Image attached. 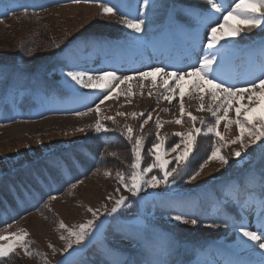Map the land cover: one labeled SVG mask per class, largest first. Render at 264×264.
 Instances as JSON below:
<instances>
[{
	"label": "rangeland",
	"instance_id": "1",
	"mask_svg": "<svg viewBox=\"0 0 264 264\" xmlns=\"http://www.w3.org/2000/svg\"><path fill=\"white\" fill-rule=\"evenodd\" d=\"M108 2L110 6L115 5L120 10L117 15H101L98 0H80V2H75V0H46L43 5L47 6L45 12L32 17L27 14H18L15 11L22 9V7L35 5L36 0H0V21H3L0 23V176L5 172L6 175L10 176L8 180L0 181V224H6L0 228V235L26 232L28 235L25 240L30 242L31 251L43 254L42 256H26L23 250L17 248L13 257L5 259L2 264H44V259L48 261V264H60L61 261H64L65 264H153L155 261L162 260H165L164 264H193L199 263L198 258L200 256L203 257L205 254L207 256L209 253L207 252L208 244L212 240L230 246L233 251L236 250L239 254L248 253L247 255H251L250 250L239 245L236 240L237 232L231 223L224 226L225 230H220L206 225H192L190 222L184 223L173 219L177 214H184L189 221L197 216L198 223H201L215 218L221 205L226 204L229 207H237L249 230H257L255 204L250 209L241 211L232 202L231 196L225 194L231 192L237 183L244 184L246 174L252 172L256 173L255 178H250L253 183L251 191L254 195L257 191L260 192L258 180L260 174L264 172V143L258 141L256 145L244 149L241 152V157H234L232 153L241 150L240 143H229L240 135L235 123H232L228 130H225L224 121H221L218 128V131L224 136L223 143L226 145L221 149V153L227 156L229 164L222 165L218 160L208 161L195 180H189L188 176L192 171L198 169L200 164L195 167H189L188 164L186 174L183 178H178L176 184L171 188H165L163 185L156 189L147 188L137 197H133L130 192L126 191L119 184L116 172L121 171L130 174L129 166L133 159L132 151L131 153H122L120 158L114 161L116 164L113 163L110 167L94 168L83 176H77L73 184L75 187L71 186L67 190L65 187L61 194H55L47 186L41 188L40 183H36V181L34 185L30 186L31 188L26 189L27 191L22 188L29 170L33 167L37 170L36 165L43 159L42 157L50 151L56 153L87 135H92L97 119L108 130H117L120 134L126 125L133 129L135 135L141 136L150 127L151 129L147 130L144 137L146 141L151 140L153 144L157 142L155 124L159 118L162 125L159 133L165 139L164 149L167 151L175 144H180V148L176 152L168 151L164 157L171 161L170 168L176 167L174 158L183 150L184 145L181 143L182 137L175 136L173 133H187L192 125L186 119H183L181 124L165 123L178 119L173 115L170 117L171 105L161 109L156 106L135 104V102L134 104L123 102L119 104L116 98L115 103L110 101L107 106L100 107V113L97 116L95 111L88 112V109H95L96 105L100 103H90L87 98L80 97L77 98V106L70 107L68 104L70 99H73L71 92L87 90L79 85L72 86L69 80L65 78L64 73L71 70L69 62L75 57L63 61L60 56L63 54L69 58L72 53L76 52L77 54L78 51L76 50L80 47L76 42L67 44L68 39L77 41L87 38L91 32L90 29L94 28L93 31L105 35L120 36L125 40L131 39L138 43L141 42L140 39L133 38L136 33L121 23L120 13H126L129 17H139L142 13L141 5L144 4V0H108ZM175 9L193 16L196 24L199 23L198 17L205 13L199 12L189 5L188 8L177 6ZM170 24H175L174 28L177 31L174 32L175 30L171 29L172 32H167L168 26L169 28L171 26L163 23L159 26L162 34L176 36L185 29L182 23L171 22ZM47 26L53 27L51 33L49 36L40 38V29ZM238 26H242L241 23ZM179 29L182 30L179 31ZM258 29H253L251 32H258ZM199 31L205 34L206 30L199 29ZM246 36H248L247 32L241 34V37L245 38ZM239 38H237L236 44L241 49V44L244 43L239 42ZM250 41L248 40L246 43ZM94 42L92 38H89L88 41L84 40L83 46L91 48ZM71 49L74 52L70 51ZM239 49L230 47L221 53L222 56L225 52L234 53L231 56V64L222 70L225 77L234 78L233 84L245 81L235 74V70L239 69L240 62L255 55L249 53L238 55L236 52ZM260 50L257 48L255 51L260 52ZM82 56L85 55L82 53ZM228 68L229 71H226L225 69ZM43 80L47 81L48 85H44L43 82L45 81ZM7 83H9L8 88L4 87ZM53 84L57 86L58 90L67 91L63 103L54 107L60 110H53L52 108L48 110V107L54 103H61L63 100L57 91L51 88ZM246 94L247 97L253 96V93L250 92H246ZM65 99L67 100L65 101ZM253 99L255 100L256 97L253 96ZM240 101L243 105L245 104L244 106L247 105L246 107H253L254 105L252 101L249 102L248 98L246 101L244 100L245 102ZM238 105L236 102L234 103L232 114L228 113L227 116L229 120L237 118L234 110ZM23 106H25V110L22 109ZM76 112H86L87 114L78 116L75 114ZM118 113L124 115H118ZM132 113L137 115L133 117ZM141 113H144V116H141ZM148 113H151V119L144 124L143 129H140L139 126L144 119H147ZM201 115L197 116L198 120L195 127L206 129L207 125L202 126L199 123L200 117L214 123V117L210 113L207 114L206 112ZM219 115L223 116L224 113ZM244 115L245 112L242 110L239 118L243 119ZM257 127H259L258 123ZM77 129H83V131ZM123 137L125 136L123 135ZM196 139L201 144L199 147L207 151L204 156V161H206L212 151V148H207L206 145L209 142L211 144L212 141L209 138L206 142L207 138H202V136H197ZM216 139L215 137L214 140ZM242 139L245 143H249L251 138L246 133ZM168 141L170 142L168 143ZM203 142L206 145H202ZM128 144L131 145L129 141ZM216 146L220 147V144ZM105 150L109 153L115 152V150ZM145 153L149 155L147 150L143 148L142 155H146ZM37 157L41 158L36 163L33 162ZM119 163L120 166H118ZM148 164L151 163L144 161L142 167H147ZM37 168L39 169L37 181H40L43 179L46 168L39 166ZM106 170L110 172V175L104 174ZM13 174H16L17 178L13 177ZM53 175L60 183L66 178L70 181L73 179L71 172L65 167L59 169L58 172L55 171ZM222 179L225 181L218 182ZM193 187L197 188L194 190L193 196L185 195L186 192L180 193ZM44 190L50 192L51 197L54 196L55 199L49 198L39 211L25 212V207L28 204L22 203L14 209L19 212L18 214L12 216L9 221L1 222L8 219L7 213L4 212L6 207L1 201H7L10 197L14 199L17 192L19 193L17 197L21 199L24 194L29 193L35 196L34 191L43 192ZM121 195L127 198L126 204L119 209L117 214L108 216L107 211L111 210ZM255 196L258 197V195ZM246 198V194L242 193L241 200ZM89 207L98 210L99 219L96 223L100 224L103 221V228L101 231L95 232L84 244L73 245L72 249L64 252L65 241L61 240L60 237L61 235L67 236L68 233L59 228V222H63L67 228L79 226L92 219V214L87 211ZM129 221L132 223L129 224ZM227 221L229 222V218ZM240 221L241 218L236 224ZM121 233L134 238L122 239ZM177 233L181 235V238L175 239ZM204 239H210L204 248L194 246L196 243H192ZM7 242L0 241V243ZM53 248L55 252H53ZM238 257L237 260H239ZM254 257L259 258V255H254ZM244 260L247 264H251L249 259V262L246 261L247 258Z\"/></svg>",
	"mask_w": 264,
	"mask_h": 264
},
{
	"label": "snow or ice",
	"instance_id": "2",
	"mask_svg": "<svg viewBox=\"0 0 264 264\" xmlns=\"http://www.w3.org/2000/svg\"><path fill=\"white\" fill-rule=\"evenodd\" d=\"M75 2H80V0H75ZM206 3L210 6V10L206 11L202 16L198 17L199 28L205 29L206 43H203V55L198 56L197 59L186 65L184 68H176L172 71L167 70L163 66L151 67L148 70L140 71L136 75L140 79H145L151 77L155 74H161V78L164 79L165 91H171L173 94L165 96L164 99L171 103L175 99V93L177 89H180V113L181 119H176L174 121H167L165 123H176L181 124L183 122V117L187 116V121L191 123L192 127L187 133H173V135L182 137L181 143L184 148L175 156L176 167H169L171 161L165 159L168 151L176 152L180 148V144H175L171 149L167 151L164 149L165 139L161 137L159 129L161 128V123L159 118H157L155 127L157 130L156 143H153L152 148L148 149L149 155L154 159V162L148 164L147 167H142V150L144 147V136L135 135L133 129L130 126H125L122 131L129 143H131L132 148V163L130 164L131 172L126 174L121 171L116 172V178L119 184L128 192L131 193L133 197H137L142 191L147 188L156 189L163 185L165 188H171L176 184L178 178H183L187 172L189 161V154L193 151L194 143L197 136L213 135L217 139L213 141L211 154L208 159L199 165V168L192 171L188 176L189 180H195L200 172L203 170L208 161L218 160L222 165H228L229 160L227 156L221 153V149L226 145L223 143L224 136L218 131L221 121H224V128L228 130L232 123H235L239 129L240 135L235 139L231 140L229 143L236 144L240 143L241 150L234 151L232 155L234 157H241V152L249 148L251 145H256L258 141L264 143V41H261V58L258 68V75L254 79L248 81L245 86L238 87L236 84L228 83L221 78L220 70L223 64L222 51L229 49L237 43V38L241 37L244 32H251L253 29L264 28V0H206ZM150 0H144V7L149 6ZM98 6L101 9V15H117L120 10L115 6L109 4L108 0H98ZM146 16V13L143 12ZM231 19H238L242 26H238L230 23ZM121 23L132 32L137 35L133 37L139 40L141 34L144 31V26L146 24V19L139 17H129L126 13H120ZM3 21H0L2 23ZM199 30L196 33V37L200 36ZM195 40V37H194ZM193 53L198 51L195 43L192 48ZM64 75L70 78L76 85L81 88L92 89L103 94L107 92L103 99L100 100V104L104 103L111 97L114 91L113 82L120 81L121 83L133 79V76H123L120 77L116 74V71H99L97 74H92L87 70H69ZM191 78V90L194 93H199V99L201 101L198 111H207L211 113L214 117V123H210L205 120L204 117L199 118V123L204 126L207 125L206 129L204 127L197 128L195 124L198 120L196 116H193L191 112L185 113L183 96L184 92L181 88V81L185 78ZM169 81H174L175 86L169 84ZM258 90V91H257ZM246 92L253 93L256 97L253 100V96H249L248 100L253 103H259L261 108L259 113L257 109L253 107L244 108L245 115L243 119H240L241 110L243 105L235 108L237 119L229 120L227 118L228 112L232 107L233 101L239 104L240 98ZM205 93L207 94L210 101H219L216 107L213 108L211 103L207 106L203 103ZM95 111L97 116L100 113L99 104L96 105L95 109L89 108L88 112ZM223 111L224 115L221 116L219 113ZM78 116L86 115V112H76ZM118 115H124L123 113H118ZM133 117L137 114L132 113ZM144 116V113L140 114ZM109 119H112L109 117ZM151 119V113H148L147 119H144L140 124V129H143L144 124L148 123ZM114 122V121H113ZM257 123L259 127H257ZM108 131L102 124V122L97 119L95 124V131L101 132ZM78 131H83V129H77ZM250 136L249 143H245L242 137L245 134ZM134 141V142H133ZM220 144V147L216 145ZM111 155H117L116 153H111ZM158 168L160 175H150L154 169ZM104 174L110 175L109 171H105ZM254 173L246 174L245 183H237L231 192L225 195L231 196L232 202L235 203L241 211L245 209H250L253 204H255V210L257 211L256 228L257 230H249L247 224L243 222V217L241 221L234 225V230L237 232V239L239 243L245 248L252 252H256L259 249L258 255L260 257L259 264H264V172L259 176V196H255L251 189L253 187L252 180L250 178L254 177ZM171 178V179H170ZM75 187V185H73ZM119 191V189H117ZM246 194L247 198L243 201L241 200V194ZM111 198V197H109ZM50 199H55L54 196ZM127 198L123 195L116 200L114 206L110 211H107L108 216H113L117 214L119 209L126 204ZM88 212L92 214V219L87 220L85 223L75 226L74 228H67L63 222H59V228L64 229L68 235H61L60 239L65 241L64 252H68L69 249L73 248V245H82L86 240H88L95 232L101 231L104 226V222L101 221L97 224L96 221L99 219L98 210L92 208L87 209ZM174 220L191 223L196 225L198 220L192 218L190 221L185 218L184 214H177L173 217ZM129 224L132 222L129 221ZM215 225H208V227H214ZM28 234L21 231L20 233H11L10 235H0V241H8L7 243H0V264L5 259H11L16 253L17 248L23 250L26 256H42L41 253H33L29 247L30 242L25 240ZM121 238L133 239L134 237L129 236L125 233H121ZM49 247H52L49 245ZM53 252L55 249L53 248ZM44 264H48V261L44 259ZM60 264H65L61 261ZM153 264H164L163 261H155Z\"/></svg>",
	"mask_w": 264,
	"mask_h": 264
},
{
	"label": "bare ground",
	"instance_id": "3",
	"mask_svg": "<svg viewBox=\"0 0 264 264\" xmlns=\"http://www.w3.org/2000/svg\"><path fill=\"white\" fill-rule=\"evenodd\" d=\"M230 23L239 25L241 22L238 19H231ZM197 31L198 30L196 29H191L189 31H183L180 33V35H176V36L161 33L157 38L152 40V42L149 43L147 46L139 45L140 47L137 46L136 49L135 47L129 46L128 49H126V51L119 48V44L121 43V41H118L119 44H111V42H108L104 45L95 46V49L93 51H90L89 54L84 53L85 56H82V53H79L80 56H78L76 52L72 53L71 57L66 58L67 59L66 61H68L70 58L75 57L74 60H71L69 62V65L71 66V67L69 66V68H71V70H87L94 75L101 70L103 71L115 70L116 74L120 77L123 76L134 77L133 79L123 83H121L120 81H114L113 82L114 91L112 92L111 97L107 100H104L103 104H99L100 107L107 106L110 101L112 103H115L116 98H117V103L119 104L121 102L134 104L135 102V104L138 103L141 105L156 106V107H160L161 109H165V106L168 107V105H171V109L169 110L170 117L171 115H173L176 116L178 119H181L180 89H177L175 93V99L171 103H169L167 100L164 99V97L168 95H172L173 93L171 91H165V88L163 86L164 79H167V77H164L162 79L161 74H155L151 77L142 80L136 74L140 71L148 70L151 67L163 66L167 70L172 71L176 68H184L186 65L193 63L198 56L203 55V49L201 48L203 44L201 43L203 42L206 43L205 34L199 31L201 34L199 37H196ZM261 41H264V35H262L257 40H251L249 43L241 44L242 45L241 49L237 47V44L232 46V48L234 49L235 48L239 49L236 52L238 55L240 54L242 55L244 53H249L250 55L255 54L254 56L252 55L251 57L244 59L242 62H240V65L238 66L239 69L237 68L238 70H235V74H237L240 78L245 79V81H241V83H234L238 87L244 86L248 81L254 79L255 76L258 75L261 50L260 52L255 50L257 49L256 46H259L261 44ZM75 42L76 40H73V43ZM194 43L198 48V51L196 53H193L192 51ZM138 49H141L142 51H139ZM70 51L74 52L73 49H71ZM76 51H80V49ZM232 54L234 53L230 54L228 52H225V54L223 55V64L220 70L221 78L228 83H232L234 78L232 79L229 77H225V75L222 73V70H224V68L228 67L231 64ZM225 70L229 71V68ZM66 80H69V83L72 86L74 85L77 86L73 81L70 80V78H67ZM45 82L48 83L47 81ZM180 83H181V88L184 92L183 104H184L185 113L191 112L192 115L196 117L200 116L202 113H206L207 111L197 110L200 107L201 101L199 99V93H194L191 90V78L185 77ZM169 84L172 85L173 87L175 86L174 81H169ZM52 89L57 91L58 95L62 93V95L65 96L67 92V91L65 92L64 90H58L57 86L54 84L52 85ZM105 95H108V93L104 92L103 94H101L100 92L92 89H87L85 91H76V92L73 91L71 92V97L73 99H70L68 104L70 107L77 106L78 104L76 103V101L77 98L80 97H83L85 99L87 98V100L90 103H95V102L100 103V100L103 99ZM246 95L247 94L244 93L242 98H240V100L246 101V98H248ZM61 99H63L61 103H54V105L48 107V110L51 108L53 110H57L58 108L55 109L54 107L57 104L63 103L64 98ZM66 100L67 99H65V101ZM203 103L205 104V106L211 103L212 107L215 108L216 104L219 103V101H210L207 94L205 93ZM234 103L235 101H233L232 107L228 113L232 114ZM241 105L243 104L240 101L238 107H240ZM244 105L242 110L247 106ZM253 108H256L257 113H259L261 106L257 102L254 103ZM208 113L209 112H207V114ZM219 114H223V111H221ZM183 119L187 120V116L183 117ZM249 219H251V217H249ZM207 240L209 241L210 239ZM236 240L238 241V239ZM239 245L241 244L239 243ZM208 248L209 249H207L208 250L207 252L209 253H207V256L206 254L203 255V257L200 256L198 258L199 263H193V264H247V262H245L244 260L245 258H247L246 261H248L249 259V261H251L250 262L251 264L252 263L259 264L260 261V257L259 258L254 257V255L255 256L258 255L259 252L258 248L255 253L251 251L252 252L251 255H247L248 253L239 254V252H236V250H234L235 251L234 252L232 248H230V246L222 245V243H220L219 241H214V240H212V242L208 244ZM237 257L239 260H237Z\"/></svg>",
	"mask_w": 264,
	"mask_h": 264
},
{
	"label": "trees",
	"instance_id": "4",
	"mask_svg": "<svg viewBox=\"0 0 264 264\" xmlns=\"http://www.w3.org/2000/svg\"><path fill=\"white\" fill-rule=\"evenodd\" d=\"M45 10H46V8L41 9V10L19 11L17 13L18 14L19 13L20 14H27V15H30L32 17H36L38 15L43 14L45 12ZM9 16H12V15H9ZM52 28L53 27H51V26L41 28L39 31L40 32L39 37L42 38L43 36H49ZM93 29L94 28L90 29L91 32L89 35L105 36V34L96 32L95 30L93 31ZM150 129H151L150 127L148 129H146L144 131V133H142V136H144L146 134L147 130H150ZM199 136H202V138H207L206 142H208V140L210 138L211 139L210 141H212L211 144L209 142L210 145L209 144L206 145L204 142L202 143V145L205 144L207 146V148L208 147L212 148L215 136L210 135L208 137V135H204V134L199 135ZM169 142L170 141H168V143ZM152 145L153 144H152L151 140L146 141V139H144V147L143 148H145L147 150V152H148V149L152 148ZM199 146H201V144L196 139L193 151L189 154V161H190L188 163L189 167H195L204 161V156L207 154V151L203 150ZM131 148H132V146L128 144L127 138L123 137V135H121L117 130L116 131L108 130V131H103V132L94 131V132H92V135L89 134L86 137H84L83 139L75 142L74 144H71L67 147H64L63 149L58 150V152H56V153H52V151H50V153H47L46 156L42 157L43 159L37 163V165H36L37 170H35L34 167L32 168L33 172H32V169L29 170L28 175L25 177V180L23 181L22 188L27 189L28 187L34 185L35 181H36V183H40L41 188H44L45 186H47V187L52 186V188H53L54 184L52 182H55V184H58V185H55V186H58V189H57V192L55 191L54 193L55 194H61L64 192L65 187L67 190L68 188L73 186V184L75 183L74 179H76L77 176H80V175L83 176V175L87 174V172H89L91 169H94V168L96 169V168L104 167V166L110 167L113 163H115L114 161L117 158H120V155H122V153H131ZM105 149H109V151L115 150V152L113 151L111 153H116L117 155H115V156L111 155V153H109ZM40 158L41 157L35 158L33 160V162L36 163V161L39 160ZM144 161H146V162L148 161L150 163H153L154 159L151 155L146 154L143 156V160H142L143 164H144ZM120 162H121V160H120ZM37 166L42 167V168H46V169H44L45 174L43 175V179L40 181H37V179L39 178V176L37 175V172H39V169L37 168ZM118 166H120V163ZM63 167L67 168V170H69L71 172L73 179L69 182H63L62 183V181H61V183H60V181L58 179L54 178L53 173L55 171L58 172L59 169H61ZM16 168H18V167H16ZM11 170H13V169H11ZM49 172H51V175H49ZM150 175H160L159 169L158 168L154 169ZM12 176L17 178L16 174H13ZM30 176L33 178H31ZM9 178H10V176L6 175V172H5V173L1 174L0 181L8 180ZM195 189H197V188L193 187L191 189H187L186 191H183L180 193L186 192V194H192V193H194ZM50 197H51L50 192L47 194H41L40 200L36 203V205L31 210L34 209V211H39L44 206V204H46V201ZM14 200L15 199L10 197L9 200L4 201V202L1 201V202L6 207V209H8V207L11 208L10 205H13ZM231 210L232 209H229V212H230L229 214L236 217L237 214L235 213V211H231ZM196 225H206V226L215 225L214 227H211V228L221 230V229H224V226L228 225V224H227V222H225L223 220H218V221L201 222V223H197ZM3 226H4L3 224H0V228H2ZM180 236L181 235L179 233L175 234V239L181 238Z\"/></svg>",
	"mask_w": 264,
	"mask_h": 264
}]
</instances>
